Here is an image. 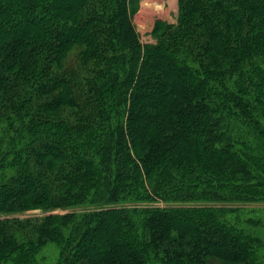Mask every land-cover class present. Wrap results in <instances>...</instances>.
Listing matches in <instances>:
<instances>
[{"label":"trees","instance_id":"1","mask_svg":"<svg viewBox=\"0 0 264 264\" xmlns=\"http://www.w3.org/2000/svg\"><path fill=\"white\" fill-rule=\"evenodd\" d=\"M131 2L0 0V264H264V0Z\"/></svg>","mask_w":264,"mask_h":264},{"label":"rangeland","instance_id":"2","mask_svg":"<svg viewBox=\"0 0 264 264\" xmlns=\"http://www.w3.org/2000/svg\"><path fill=\"white\" fill-rule=\"evenodd\" d=\"M161 1H162L161 13L166 12V10L169 8V1L170 2L172 1L171 0H161ZM145 2L146 0L140 1L138 11H137L138 0H132L129 6L130 12L134 14V16L132 17L133 25L142 43H148L151 41L149 34L153 28L155 21L162 20L169 24H173L176 21V16H177V11H178L177 0H174V3H172V7L170 8V11L168 12V14L157 17L156 16L157 9H155L154 5L152 6L149 5V7L145 9L144 8ZM260 205H264V204H260ZM39 215H41V212L34 211V212H27V213H24L18 216L20 218H25V217L39 216Z\"/></svg>","mask_w":264,"mask_h":264},{"label":"bare ground","instance_id":"3","mask_svg":"<svg viewBox=\"0 0 264 264\" xmlns=\"http://www.w3.org/2000/svg\"><path fill=\"white\" fill-rule=\"evenodd\" d=\"M172 2L169 1V8L166 10V12H162V1L161 0H146L145 4H144V8L147 9L149 7V5H154L155 9H157L156 11V16L160 17L163 16L165 14H168V12L170 11V8L172 7V3H174V0H171ZM160 4V5H159Z\"/></svg>","mask_w":264,"mask_h":264}]
</instances>
